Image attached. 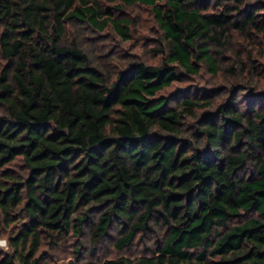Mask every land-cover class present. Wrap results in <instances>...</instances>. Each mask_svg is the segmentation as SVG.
<instances>
[{"label":"trees","instance_id":"16d2710c","mask_svg":"<svg viewBox=\"0 0 264 264\" xmlns=\"http://www.w3.org/2000/svg\"><path fill=\"white\" fill-rule=\"evenodd\" d=\"M137 5L162 61L120 66ZM263 79L264 0H0V264H264Z\"/></svg>","mask_w":264,"mask_h":264},{"label":"rangeland","instance_id":"374dc122","mask_svg":"<svg viewBox=\"0 0 264 264\" xmlns=\"http://www.w3.org/2000/svg\"><path fill=\"white\" fill-rule=\"evenodd\" d=\"M123 16L133 19L132 37L131 40L125 41L121 37H116L113 33L110 34L111 37L106 41L107 46L104 47L107 51L116 52L113 61L120 63V66H126L130 61L136 59H143L150 64H159L162 61V56L160 53L155 52V48H159L160 32L151 10L145 6L137 5L127 9ZM115 66L113 65L111 68ZM230 79L226 78L224 74L213 77L205 71L200 77L189 78L185 82L178 83L177 86L189 87L194 85V87H200V89L212 88L213 86L228 84ZM262 85L264 87V79ZM224 97V93L218 94L216 100H222ZM114 234L116 235V231ZM113 240L112 238L105 240L98 245V252L91 254L89 237H85L81 240L83 247L80 250V255H77L74 253L77 240L69 237L54 247L44 246L38 254L40 255V264H99L106 257L144 253L145 243H136L132 251L120 252L114 248ZM0 246L5 251H9L6 233L0 238Z\"/></svg>","mask_w":264,"mask_h":264}]
</instances>
